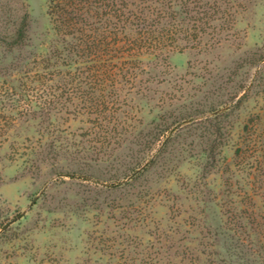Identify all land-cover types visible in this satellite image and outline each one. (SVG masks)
I'll return each instance as SVG.
<instances>
[{
  "label": "trees",
  "instance_id": "obj_1",
  "mask_svg": "<svg viewBox=\"0 0 264 264\" xmlns=\"http://www.w3.org/2000/svg\"><path fill=\"white\" fill-rule=\"evenodd\" d=\"M9 3L0 0V151L7 145V158L22 160L25 173L38 175L46 164L58 175L87 180L95 202L103 193L120 192L106 199L107 207L129 202L119 206L126 225L133 223L130 228L149 226L157 203L167 211L174 208L168 200L157 202L146 186L147 173L164 167L168 154L196 136L206 139V157L216 164V149L223 143L221 117L240 108L253 93L264 94V89L255 92L264 84V64H260L264 52H254L237 66L258 67L250 83L218 102L235 100L244 91L229 110L214 113L217 102L208 97L209 103L185 104L158 114L148 124L145 119L156 108L162 112L186 97L164 90L177 82L168 78L173 71L168 63L171 54L187 49L208 54L210 49L234 44L239 8L243 9L240 0H49L51 23L59 38L42 55L27 49L29 10L23 2ZM245 45L238 43L239 48ZM235 74H229L224 83L217 82L211 92L227 89L225 83L233 82ZM175 88L185 89L179 84ZM208 112L214 115L205 117ZM239 132L234 163L239 170L247 169L255 181L251 199L264 196V105L251 113ZM122 149L131 153L128 161L120 160ZM62 160L68 167L60 166ZM144 160L145 166L135 173ZM102 163L113 170L112 182L98 187V182L91 183L90 170ZM128 171L133 176L121 181ZM228 186L226 192L239 198L234 201L237 212L225 220L228 232L208 234L202 229L189 238L183 235L171 253L175 245L166 250L163 241L176 236L162 229V221L154 222L155 237L162 244L157 252L148 260H129L125 256L131 248L128 243L121 264L128 260L161 264L164 257L170 259L167 264H264V204L249 212L242 195ZM142 252L134 254L143 256Z\"/></svg>",
  "mask_w": 264,
  "mask_h": 264
},
{
  "label": "rangeland",
  "instance_id": "obj_2",
  "mask_svg": "<svg viewBox=\"0 0 264 264\" xmlns=\"http://www.w3.org/2000/svg\"><path fill=\"white\" fill-rule=\"evenodd\" d=\"M3 1L6 5L11 2L9 5L17 6L15 0ZM17 1L23 2L30 12L27 49L41 55L48 53L59 38L51 23L49 0ZM240 2L243 3V9L239 8L238 35L232 46L222 45L210 49L208 54H199L192 49L171 54L168 63L173 71L168 78L177 82L164 87V90L180 98L182 95L186 97L173 101V107L166 106L162 112L156 108L155 114H147V124L158 114L171 112L185 104L209 103L206 102L209 101L208 97H213L211 100L217 102L214 111H227L244 93L242 91L235 100L218 103L236 93L240 85L250 83L253 78L258 67L238 69L243 59L254 52H264V0ZM240 42L246 45L239 48ZM260 64L263 65L264 61ZM234 72L237 74L232 76L233 82L225 83L227 89L215 94L211 92L215 90L217 82L224 83L229 74ZM222 77L223 81L220 80ZM176 84L183 85L185 89H176ZM263 89L264 84L255 92ZM216 94L220 97L214 96ZM168 103L170 100H167ZM262 105L264 94L253 93L240 108L228 111L221 117L223 143L217 146L219 154L216 164L206 157L205 149L209 147L206 139L196 136L182 142L172 154H168L164 167L161 165L147 173L146 186L155 194L157 202L159 199L168 200L167 204L174 207L173 211H167L157 203L153 209L154 221L149 226L130 228L133 227L131 222L126 225L127 221L122 219L123 212L119 206L123 203L121 201L115 203L114 209L107 207L109 202L106 199L115 198L120 192L108 191L95 202V193L88 191L90 187L86 186L87 180L77 177L71 179L69 175L59 176L46 164L42 165L38 175L25 173L21 169L22 160L7 158L9 149L6 145L0 151V264H121L124 259L121 253L124 247L128 248V243H131V248L125 256L129 260L132 257L148 260L162 245L155 237L154 222L158 221L163 222L162 229L176 236L172 241H163L166 250L169 245H175L169 250L171 253L183 235L189 238L198 235L202 229L204 232L207 230L208 234L228 232L225 220L237 212L234 201L239 199L226 192L228 185H231L234 193L242 195L240 199L244 200L249 212L253 208L258 211L264 204L263 194L251 199V184L255 181L247 169L239 170L233 159L241 126ZM212 115L213 112L205 113V117ZM73 125L82 123L74 122ZM118 155L122 161L131 158L128 149H122ZM145 163L146 160L138 168ZM60 166L66 168L68 163L62 160ZM125 168L123 166L121 169ZM90 173L93 174V185L98 182L100 187L103 182H112L109 179L113 170L107 164L93 167ZM127 173V177L121 178V181L130 178L132 171ZM262 211L264 213V209ZM11 221L9 227L2 230ZM150 233L153 235L150 236ZM140 240L143 241L141 245ZM177 249L180 251L183 247ZM135 250L143 251V256L135 255ZM165 253L163 251V255ZM129 260L126 264H133ZM167 261L170 259L164 257L161 264H167ZM228 264L243 263L231 261Z\"/></svg>",
  "mask_w": 264,
  "mask_h": 264
},
{
  "label": "water",
  "instance_id": "obj_3",
  "mask_svg": "<svg viewBox=\"0 0 264 264\" xmlns=\"http://www.w3.org/2000/svg\"><path fill=\"white\" fill-rule=\"evenodd\" d=\"M219 111H220V110H217V111H215L214 113H218ZM145 164H146V163H145ZM145 164H144L143 166H145ZM143 166L140 167L139 169H137V170L135 171V173H137L138 171H140V170L143 168ZM135 173H134V174H135ZM68 175H69L68 173H61L59 176H68ZM132 176H133V175H131L130 178H131ZM13 221H14V220H13ZM13 221H11V222L5 224V225L2 227V230H5L6 228H8L9 225H10Z\"/></svg>",
  "mask_w": 264,
  "mask_h": 264
}]
</instances>
